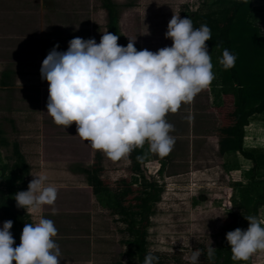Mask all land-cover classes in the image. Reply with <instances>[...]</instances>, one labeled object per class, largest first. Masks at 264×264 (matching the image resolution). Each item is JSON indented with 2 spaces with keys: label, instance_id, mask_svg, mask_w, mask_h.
<instances>
[{
  "label": "clouds",
  "instance_id": "clouds-1",
  "mask_svg": "<svg viewBox=\"0 0 264 264\" xmlns=\"http://www.w3.org/2000/svg\"><path fill=\"white\" fill-rule=\"evenodd\" d=\"M165 37L171 46L153 52L137 50L135 40L126 46L117 43L119 35L105 31L100 42L95 38L74 37L66 51L55 45L43 59L41 78L49 84L47 113L57 125L76 124L77 136L90 142L94 149L112 159H119L133 148L148 144L149 150L168 154L175 137L173 125L166 119L214 79L206 41L211 39L207 24L193 26L190 17L173 15ZM218 46V45H217ZM235 54L227 48L220 63L233 67ZM26 191L14 199L26 213H35L33 223H25L20 244L10 229L13 221L0 227V264H59L60 249L54 237L57 228L50 218L41 215L44 205H52L57 185L49 182L47 170L32 175ZM55 209H53V213ZM247 229L239 227L226 233L234 258L247 260L253 253L264 251V219L245 217ZM215 248L208 250L212 256ZM201 250L195 249L190 260L199 264ZM158 257L149 252L143 264H157Z\"/></svg>",
  "mask_w": 264,
  "mask_h": 264
},
{
  "label": "rangeland",
  "instance_id": "rangeland-1",
  "mask_svg": "<svg viewBox=\"0 0 264 264\" xmlns=\"http://www.w3.org/2000/svg\"><path fill=\"white\" fill-rule=\"evenodd\" d=\"M119 1L123 3L127 0ZM135 1L136 9L124 12L117 27H121L129 38L136 39L139 50L146 48L153 52L172 45L165 32L168 22L173 15H179L182 5L187 4L189 12L197 7L202 11L209 9L202 6L204 0ZM251 2L256 9L252 13V21L264 35V0ZM211 100L209 93L201 90L192 100L182 102L176 112H169L165 119L173 125L170 135L175 137V143L166 155L152 152L151 161L144 166L145 175L157 179L164 187L161 200L150 215L147 230V249L157 253L164 264H192L190 256L195 249L201 250V263L202 252L222 246L226 241L223 227L228 219L226 212L230 210L229 203L232 199H241L233 183L240 179L245 186L248 185L245 173L252 163L240 154L221 155L218 151L217 130L222 126L223 119L219 106L215 107ZM0 128L6 132L9 140L13 139L15 135L3 120H0ZM244 148L264 149V113L250 119L245 128ZM11 154L10 145H0V164L6 162ZM103 157L101 164L106 166L103 179L113 190L123 189L122 185L119 187L116 183L122 179L130 181L126 156L116 164L110 157ZM161 160L166 162V167L159 178L155 171L159 169ZM261 173L260 179L264 180V170ZM56 185V200L52 205H44L40 214L53 220L58 230L54 239L60 249L59 264L126 262L127 242L130 240L125 226L96 203L93 208L88 206L87 195H75L73 191L66 190L67 186ZM136 188L133 186V189ZM243 193L248 197L246 191L240 194ZM236 213L237 226L244 229L249 225L245 217L250 214L242 210ZM91 216L94 218L91 219ZM31 217L35 222L37 214L31 213ZM258 218L264 219V206L259 209ZM263 262L264 251H258L245 264Z\"/></svg>",
  "mask_w": 264,
  "mask_h": 264
},
{
  "label": "trees",
  "instance_id": "trees-1",
  "mask_svg": "<svg viewBox=\"0 0 264 264\" xmlns=\"http://www.w3.org/2000/svg\"><path fill=\"white\" fill-rule=\"evenodd\" d=\"M206 3L209 0L205 1ZM107 11V30L119 35L117 27V12L113 4H104ZM210 10L204 14H194L191 19L193 26L199 28L207 24L211 29V39L206 45L211 60L219 58L217 81L221 83L219 96L223 123L217 130L219 138V152L239 153L244 159L252 163V167L245 173L248 185L239 179L233 183V188L239 193L235 201L229 203L227 220L223 227L225 233L238 226L236 211H244L250 216H257L259 209L264 206V180L260 179L264 170V149L247 150L244 148L245 127L250 119L264 113V35L253 23L252 13L256 9L251 0H212ZM218 45V46H217ZM227 48L235 54L233 67L224 68L220 63L223 50ZM137 50H139L136 47ZM2 146L7 143L0 140ZM150 157L147 143L135 147L129 153L131 173L130 181L122 179L116 183L123 189L113 190L107 180L102 178L103 167L101 155L97 154L92 168L85 170L89 186L100 206L111 216L125 226V233L130 241L128 259L117 264H143L147 249V230L150 225V215L155 205L161 200L164 187L155 178H148L144 173L145 163ZM164 164L160 162L158 171L162 177ZM30 174V166L26 162L16 144L12 145V154L6 162L0 164V220L13 221L10 232L14 237V247L20 244V236L25 223H33L30 213L22 207H17L14 199L18 191H26ZM136 186V189H133ZM246 191L248 197L241 195ZM246 226L244 229H247ZM203 253V261L199 264H245L247 260L234 258L230 246L225 241L215 249L212 256ZM159 259L157 264H164L157 253H152Z\"/></svg>",
  "mask_w": 264,
  "mask_h": 264
},
{
  "label": "crops",
  "instance_id": "crops-1",
  "mask_svg": "<svg viewBox=\"0 0 264 264\" xmlns=\"http://www.w3.org/2000/svg\"><path fill=\"white\" fill-rule=\"evenodd\" d=\"M108 1L115 7L119 26L124 12L136 9L137 4L135 0L123 3L119 0H0V120L15 135L9 140L0 128V140L11 148L13 144L18 146L30 166V181L32 175L47 170L49 182L67 186L66 190L73 191L75 195H87V205L92 208L94 203L102 207L88 184L85 170L92 168L97 154L105 158L107 155L77 136L75 122L66 128L54 123L46 107L49 84L41 78L40 68L43 59L57 44V51H66L74 37L95 38L99 43L102 33L108 31L104 6ZM205 1L202 6L209 7L207 11L197 7L189 12L187 4H184L179 15L183 18L208 12L212 0ZM119 31L122 40L118 44L126 46L131 38L123 33L121 27ZM134 46L140 49L135 42ZM218 62L219 58L211 60L214 79L202 90L209 93L215 107L221 104V83L216 80ZM125 156L126 161H123L129 167V153ZM151 156L152 151L145 164L151 161ZM110 159L115 164L120 160ZM160 162L165 168L166 162ZM102 167L106 169L103 163ZM159 169L155 171L157 174ZM0 224L3 226L1 220Z\"/></svg>",
  "mask_w": 264,
  "mask_h": 264
}]
</instances>
